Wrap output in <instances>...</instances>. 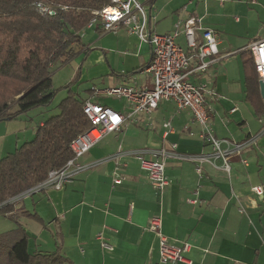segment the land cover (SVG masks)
Listing matches in <instances>:
<instances>
[{
    "label": "crops",
    "instance_id": "0c3cea01",
    "mask_svg": "<svg viewBox=\"0 0 264 264\" xmlns=\"http://www.w3.org/2000/svg\"><path fill=\"white\" fill-rule=\"evenodd\" d=\"M139 1L148 12L151 30L158 35L172 34L178 23L190 17L202 19L204 28L217 33V61L204 76L190 80L197 86L208 85L216 95L207 96L206 102L222 149L235 151L241 146L230 158V174L221 159H212L215 166L203 164L199 176L195 162L171 157L166 160L170 185L162 193L151 186L147 174L127 153L171 151L177 145L176 153L181 156L212 154L191 112L163 101L152 114H141L106 136L81 160L99 165L81 173L63 190L40 189L11 200L10 215L18 221L12 223L11 231L21 225L29 235L31 253L60 250L69 264H161L159 239L148 231L151 219L161 216L167 238L192 245L187 255L192 264H264V193L259 197L252 191L253 187L264 191V116L258 117L246 100L240 54L264 40V0ZM235 6L245 8L242 12L250 30L239 36L232 35L228 23ZM82 39L88 45L83 44L80 51L86 53L85 61L73 80L80 75L78 86L85 87V103L125 114V100L96 95L95 90L120 86L154 89L149 69L151 45L125 29L117 33H105L99 27L85 29ZM176 43L187 51L183 36ZM80 89L70 91L79 95ZM166 123L171 124L172 132L165 138ZM120 150L126 153L120 162L122 184L115 186L112 157ZM1 217L3 222L12 220ZM101 234L112 250L102 248Z\"/></svg>",
    "mask_w": 264,
    "mask_h": 264
},
{
    "label": "trees",
    "instance_id": "16d2710c",
    "mask_svg": "<svg viewBox=\"0 0 264 264\" xmlns=\"http://www.w3.org/2000/svg\"><path fill=\"white\" fill-rule=\"evenodd\" d=\"M40 3L71 10L50 18L40 14ZM107 5L109 0H0V124L51 104L56 95L52 69L78 55L75 48H83L85 28L94 13ZM240 54L246 100L257 116L263 117L260 81L251 53L245 50ZM84 105L70 91L58 106L59 114L36 129L35 139L0 161L1 216L15 219L9 202L38 187L50 171L63 168L73 158L72 141L91 128ZM32 217L39 220L37 215ZM29 240L19 224L0 235V264H69L60 250L31 253Z\"/></svg>",
    "mask_w": 264,
    "mask_h": 264
},
{
    "label": "built area",
    "instance_id": "2783aa9c",
    "mask_svg": "<svg viewBox=\"0 0 264 264\" xmlns=\"http://www.w3.org/2000/svg\"><path fill=\"white\" fill-rule=\"evenodd\" d=\"M37 8L42 16L50 18L56 17L59 11L71 10L70 7L56 9L42 3L38 4ZM94 27L101 28L105 33H117L120 29H125L130 35L137 36L141 42L151 45L153 57L149 69L154 76V89L142 90L137 87L120 86L103 91L95 90L96 95L102 94L125 100L127 112L121 114L103 105L86 102L83 111L91 123V128L72 141L70 147L73 158L63 168L50 171L42 184L22 196L40 189L63 190L81 173L99 165V162L83 164L81 160L106 136L119 131L127 121L134 122L141 114H152L163 101L173 102L179 110L191 112L194 122L202 129L200 137L212 147V154L197 157L181 156L176 153L177 145H172L171 151L145 149L127 153L139 163L141 170L147 174L151 186L162 193L170 185L166 174V160L171 157L195 162L199 176L203 173V164L215 166L212 159H221L223 169L230 174V158L241 146L237 145L235 151L222 149L223 141L214 135L206 102L207 96L216 95L208 85L197 86L190 80L193 76H204L217 60L219 50L216 33L205 29L202 19L190 17L184 23H178L172 34L158 35L151 30L148 12L139 0H109V5L94 13L93 19L85 29ZM182 36L186 40L187 51L176 43ZM247 51L251 53L259 81L264 83V40L253 43ZM164 127L167 129L166 138L172 132V126L166 123ZM125 155L126 153L120 150L112 157L116 163L113 180L115 186L122 184L119 171L120 162ZM252 191L259 197L264 193L261 187H253ZM190 202L197 204V200L190 199ZM162 229V217H153L148 231L157 235L159 239L160 263L192 264L187 258L192 245L171 241L163 234ZM98 239L103 249L109 251L113 249L105 242L102 234Z\"/></svg>",
    "mask_w": 264,
    "mask_h": 264
},
{
    "label": "rangeland",
    "instance_id": "374dc122",
    "mask_svg": "<svg viewBox=\"0 0 264 264\" xmlns=\"http://www.w3.org/2000/svg\"><path fill=\"white\" fill-rule=\"evenodd\" d=\"M242 9L245 8L235 6L234 10L230 11L233 15L229 17L228 23L232 30V35L239 36L238 34L240 33H247L250 31L249 28H247V19L243 15ZM237 18L239 19L238 23H236ZM83 44L88 46L84 43V41ZM75 50L78 53H81L80 51H82L80 47L75 48ZM85 56L86 53L83 52L80 56H76L69 63L56 65L52 69L53 89L56 92V95L50 105L34 109L27 114L20 116L19 119L15 121L0 124V161L7 155L14 153L16 149L20 148L25 143L33 141L35 139L36 129L39 127L41 122H46L51 117L59 114L58 106L63 100L69 97L70 88H67L70 87L74 81L73 77L76 71H78L84 64ZM79 78L80 75L71 87L72 90L80 89L81 86H78L80 85ZM84 89L85 87H83V90L81 88L79 95L76 94V96L81 100L86 96V91H84ZM10 221L11 222H3V218L0 215V235L6 233L7 231H11V228H14L12 225H16V222H18L17 219H12ZM31 252H33L32 249Z\"/></svg>",
    "mask_w": 264,
    "mask_h": 264
},
{
    "label": "water",
    "instance_id": "95a60500",
    "mask_svg": "<svg viewBox=\"0 0 264 264\" xmlns=\"http://www.w3.org/2000/svg\"><path fill=\"white\" fill-rule=\"evenodd\" d=\"M260 94L264 102V83L260 82Z\"/></svg>",
    "mask_w": 264,
    "mask_h": 264
},
{
    "label": "bare ground",
    "instance_id": "6f19581e",
    "mask_svg": "<svg viewBox=\"0 0 264 264\" xmlns=\"http://www.w3.org/2000/svg\"><path fill=\"white\" fill-rule=\"evenodd\" d=\"M194 18H196V19H200V18H197V17H194ZM206 29V28H205ZM208 30H210V29H208ZM213 31V30H212ZM215 32V31H214ZM216 33V32H215ZM216 35H217V33H216ZM217 38H218V35H217ZM262 41V40H261ZM259 42V41H258ZM256 43V42H255ZM252 45V44H251ZM219 55V54H218ZM218 58V57H217ZM217 60H215V62H216Z\"/></svg>",
    "mask_w": 264,
    "mask_h": 264
}]
</instances>
